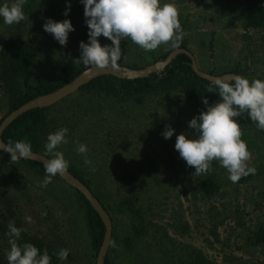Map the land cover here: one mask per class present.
Here are the masks:
<instances>
[{"label": "rangeland", "instance_id": "rangeland-1", "mask_svg": "<svg viewBox=\"0 0 264 264\" xmlns=\"http://www.w3.org/2000/svg\"><path fill=\"white\" fill-rule=\"evenodd\" d=\"M12 2L0 0V5ZM163 2L177 5L182 42L200 72L219 76L236 71L249 81L264 80V28L245 29L236 6L224 0ZM66 3L69 0L52 4L28 0L23 8L26 18L19 24L7 25L0 18V40L32 48V87L58 89L65 73L86 67L75 62L80 42L88 39L84 11L71 5L66 17ZM47 18L71 21L75 30L66 46L43 31ZM98 40L102 46L111 43L102 36ZM120 47L118 65L133 69L162 61L175 50L169 43L147 52L130 39L122 40ZM19 88L25 90L21 79ZM106 88L102 81L79 90L44 115L47 136L60 128L69 130L68 143L56 150L69 161L68 172L89 189L110 218L107 264H264V244L257 236L264 227V132L248 114L234 119L251 153L247 164L256 172L232 182L219 161L212 162L211 173L198 175L174 149L177 135H198L188 122L206 111L203 99L194 103L178 88L154 87L121 100ZM207 101L211 106L220 98ZM9 110L10 99L0 81V123ZM168 125L175 133L165 140L161 133ZM47 136L38 154L51 159L45 148ZM78 144L87 145L86 157L76 151ZM45 175L36 164L0 154V264H8L10 221L23 229L20 241L36 239L48 250L51 264H96L99 250L93 246L85 203L59 176L41 187ZM127 176L134 182L132 193L122 187ZM204 180L217 185L212 196L201 192ZM126 200L131 204L124 210ZM60 249L70 251L68 260L59 259Z\"/></svg>", "mask_w": 264, "mask_h": 264}, {"label": "clouds", "instance_id": "clouds-1", "mask_svg": "<svg viewBox=\"0 0 264 264\" xmlns=\"http://www.w3.org/2000/svg\"><path fill=\"white\" fill-rule=\"evenodd\" d=\"M28 0H13L12 3L0 5V18L7 25L19 24L26 17L23 11ZM83 5L85 26L88 29L87 42L79 44L80 57L75 62L93 68H117L122 58L121 41L130 39L144 51H155L159 46L171 44L178 49L183 39V29L179 23V9L173 2L164 3L163 0H79ZM71 4L66 3L64 16H68ZM43 31L51 34L61 46H66L69 33L75 29L69 19L56 22L47 18L42 25ZM104 37L110 44L103 46L99 37ZM212 87L218 90L220 101L208 106L204 99L202 103L206 111L194 116L188 127L198 134L196 138H189L185 133L176 136L174 149L187 166L195 169V174L212 172V162L219 161L220 166L227 170L232 182L242 177L254 175L256 169L249 167L247 162L251 158L247 143L241 138V125L234 118L247 113L257 129L264 131V80L249 79L240 75H233L230 79L221 77L211 80ZM68 129L60 128L47 136L46 152L53 158L44 162L46 175L41 187H47L52 178L64 176L69 168V161L63 152L56 149L67 144ZM175 133L170 125L161 133L165 140L171 139ZM3 151L10 154L12 160L30 159L34 157L32 145L29 142L0 143ZM76 151L87 156L88 147L78 144ZM36 157V156H35ZM86 165L91 160L85 158ZM31 222V217H25ZM23 229L15 226L14 221L8 224L7 235L10 250L7 255L8 264H51V257L47 250L43 253L30 243H17ZM115 246V245H113ZM70 251L60 249L58 257L68 260Z\"/></svg>", "mask_w": 264, "mask_h": 264}, {"label": "trees", "instance_id": "trees-1", "mask_svg": "<svg viewBox=\"0 0 264 264\" xmlns=\"http://www.w3.org/2000/svg\"><path fill=\"white\" fill-rule=\"evenodd\" d=\"M40 1L45 4H52L55 0ZM224 1L237 7L239 15L243 20V26L245 29L264 28V0ZM69 2L76 9V11H84L83 5L79 2V0H69ZM178 49L187 50L183 42H181ZM167 55L163 56L162 59H164ZM33 62L34 53L28 44L0 40V81L4 84L10 99L9 113L26 104L30 100L38 96L51 93L57 89V87H49L46 85H39L37 87H32L30 85V70ZM190 64V58L186 55L180 54L163 71L152 74L146 79L128 80L118 79L112 76H103L95 79L88 85L82 87L80 90L91 88L94 84L103 81L107 87L105 89L106 92L118 98L120 97L119 99L121 100L133 97L136 93L151 91L154 89V87L162 90L178 88L186 96L188 101L194 103L200 99L213 100L220 98L218 96V90L213 88L212 91H209V88L212 87V84L198 77L192 71ZM87 68H89V66H86L83 70ZM128 69L133 68L128 67ZM82 71L78 73H65L64 78L61 80V86L70 82ZM232 73L240 75L236 71ZM20 79L22 81L23 87L25 88L23 92L19 88ZM46 110L47 109L31 110L19 116L3 131L1 135L2 142L5 145H8L9 142H29L32 145V152L38 153V147L40 143L47 136V126L44 115ZM0 154L11 158L1 152ZM20 160L21 159H19V161ZM31 163L36 164L44 169L43 165L34 162ZM74 177L77 178V176ZM122 187L128 193L134 192V182L131 176H127L122 180ZM200 190L205 196H212L218 190V187L214 182L210 180H204L201 182ZM76 192L79 198L85 203L86 215L93 232V246L99 250L104 238V225L88 201H86V199L78 191ZM130 204L131 200H126L124 203H122L121 207L125 210L128 209ZM257 236L259 242L264 244V227L258 230ZM17 243L20 245L30 243L37 247L41 253L46 250V248L36 239L23 241L18 240ZM104 264H107V258L104 259Z\"/></svg>", "mask_w": 264, "mask_h": 264}, {"label": "water", "instance_id": "water-1", "mask_svg": "<svg viewBox=\"0 0 264 264\" xmlns=\"http://www.w3.org/2000/svg\"><path fill=\"white\" fill-rule=\"evenodd\" d=\"M183 54L190 58L191 60V69L192 71L200 78L211 83L213 78L221 77L222 79H230L231 76L236 75L234 73H227L219 76L207 74L200 72L196 66V62L192 53L185 49H175L171 51L164 60L154 63L153 65L147 66L142 69H128L126 67L118 65L117 68H87L83 70L80 74H78L75 78H73L70 82L65 84L64 86L56 89L55 91L38 96L16 110L10 112L0 123V143H3L1 140V135L3 131L19 116L23 115L26 112L36 109H48L74 93L78 92L82 87L88 85L95 79H98L103 76H112L118 79H128V80H137V79H146L150 75L159 73L163 71L178 55ZM4 144V143H3ZM2 147V145H0ZM0 152L9 157L10 154L0 149ZM33 153V152H32ZM34 157H30V159H21L27 160L30 162L38 163L40 165H44V162L49 159L41 154L33 153ZM36 156V157H35ZM69 187L73 188L75 191H78L85 199L88 201L93 210L98 214L101 219L104 228V238L101 247L99 248L96 264H104V259L106 258L110 241H111V231L112 225L109 216L107 215L104 208L101 206L99 201L92 195L89 189L81 183L78 179H76L72 174L68 171L64 176L58 175Z\"/></svg>", "mask_w": 264, "mask_h": 264}]
</instances>
